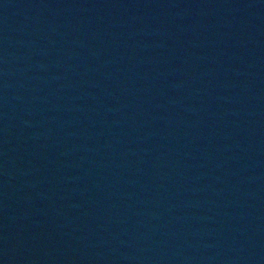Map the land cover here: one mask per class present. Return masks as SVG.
Masks as SVG:
<instances>
[{"label": "water", "instance_id": "water-1", "mask_svg": "<svg viewBox=\"0 0 264 264\" xmlns=\"http://www.w3.org/2000/svg\"><path fill=\"white\" fill-rule=\"evenodd\" d=\"M0 264H264V0H0Z\"/></svg>", "mask_w": 264, "mask_h": 264}]
</instances>
